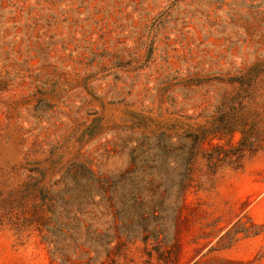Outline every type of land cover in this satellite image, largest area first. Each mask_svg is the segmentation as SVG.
<instances>
[{"label": "rangeland", "instance_id": "1", "mask_svg": "<svg viewBox=\"0 0 264 264\" xmlns=\"http://www.w3.org/2000/svg\"><path fill=\"white\" fill-rule=\"evenodd\" d=\"M249 69L264 76V0H0V170L121 176L114 211L147 242L118 264H264V144L214 177L196 161L183 201L166 197V122L202 123L231 90L218 78ZM137 169H156L155 195L135 193ZM49 248L0 225V264H53Z\"/></svg>", "mask_w": 264, "mask_h": 264}, {"label": "trees", "instance_id": "2", "mask_svg": "<svg viewBox=\"0 0 264 264\" xmlns=\"http://www.w3.org/2000/svg\"><path fill=\"white\" fill-rule=\"evenodd\" d=\"M218 80L227 82L231 90L221 95L219 104L202 123L194 126L186 121L166 122V197L172 195L183 201L195 180L196 161L214 177L221 170L240 169L244 160L264 144L263 74L249 69ZM174 138L178 140L175 143ZM204 143L208 147L203 148ZM50 161L44 166L42 161L28 160L9 172L0 170L1 226L16 233L39 235L50 247L53 264H118L116 259L126 249L125 242L136 238L147 242V238L138 237L139 231L131 229V217H121L114 211L121 176L107 175L87 162H70L60 167ZM155 172L156 169H137V195L157 193ZM54 176L58 180H52ZM76 189L85 195L80 199L71 197V191ZM86 197L89 201H85ZM82 204L89 210L84 211ZM145 206L153 210L156 205ZM147 219L145 216L144 228L149 224ZM85 220L89 223L84 225ZM84 226L85 231L94 226L101 228L100 241L89 237L94 230L82 232ZM152 231L158 230L153 227ZM146 255L151 258V251Z\"/></svg>", "mask_w": 264, "mask_h": 264}]
</instances>
